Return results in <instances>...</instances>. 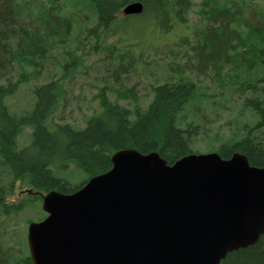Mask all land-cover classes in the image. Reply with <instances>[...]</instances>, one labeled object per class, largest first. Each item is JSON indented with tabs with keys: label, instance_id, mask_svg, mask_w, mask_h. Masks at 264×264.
Listing matches in <instances>:
<instances>
[{
	"label": "trees",
	"instance_id": "16d2710c",
	"mask_svg": "<svg viewBox=\"0 0 264 264\" xmlns=\"http://www.w3.org/2000/svg\"><path fill=\"white\" fill-rule=\"evenodd\" d=\"M259 1L0 0V215L10 218L40 201V196L27 195L16 204L5 202L15 194L18 183L39 194L77 191L87 180L71 185L61 171L70 163L80 167L89 180L108 172L112 155L123 149L157 152L170 165L199 153L194 146L201 126L193 121L182 125V114L200 100L211 103L218 115L226 106L225 91H231L232 98L237 96L241 114L249 112L250 118L209 152L224 159L240 153L251 165L264 167V6ZM132 2H141L143 13L121 18L124 7ZM198 5L201 26L194 28L195 42L184 39L186 51L196 59V69L155 85L147 108L112 102L104 87L99 93L101 112L88 117L83 128L59 124L53 120L64 99V85L52 79L32 88L30 110L11 111L8 100L22 85L40 80L54 51L73 68L102 53L111 59H138L144 52L131 54L133 45L118 48L107 44L109 38L129 35L132 27L151 26L168 33L176 24L186 25ZM193 74L208 76L216 93L199 95ZM191 111L194 119L204 114L197 107ZM26 129L31 130L30 140L22 145ZM14 250L0 246V264H33L28 254H14ZM220 264H264V234L256 244L229 253Z\"/></svg>",
	"mask_w": 264,
	"mask_h": 264
},
{
	"label": "water",
	"instance_id": "95a60500",
	"mask_svg": "<svg viewBox=\"0 0 264 264\" xmlns=\"http://www.w3.org/2000/svg\"><path fill=\"white\" fill-rule=\"evenodd\" d=\"M141 2L126 5L140 15ZM112 168L72 194L43 198L28 227L33 264H220L264 234V167L240 153L187 155L123 149Z\"/></svg>",
	"mask_w": 264,
	"mask_h": 264
},
{
	"label": "rangeland",
	"instance_id": "374dc122",
	"mask_svg": "<svg viewBox=\"0 0 264 264\" xmlns=\"http://www.w3.org/2000/svg\"><path fill=\"white\" fill-rule=\"evenodd\" d=\"M195 1L201 2V0ZM258 3H261L259 6H264V0ZM199 10L200 6H195L188 15V23L186 25L176 24L168 33L156 32L151 26L144 29L132 27L129 35L118 34L109 38L107 44H115L118 48H128L133 45L132 48L130 47L131 54L137 52L139 56L141 52H144V55L138 59L137 57L135 59H111L102 53L83 59L79 66L73 68L67 65L68 59H63L58 50L54 51L53 58L45 63L40 80L22 85L19 91L8 100L11 111L21 114L30 110L34 102L32 88L36 84L46 83L52 79L64 85V99L61 100L53 120L59 124L70 123L75 127L83 128L88 117L101 112L99 93L104 87H107L106 93L112 102H118L128 108L136 106L142 109L147 108L152 101V88L155 85L175 81L179 74L190 75L192 70L196 69L194 67L196 59H191L192 53L186 51L187 43L184 39L187 37L190 44L195 42L194 28L201 26ZM120 16L123 18L125 14L122 13ZM192 76L197 84L199 95L206 91L216 93V86L208 76L195 74ZM230 93L231 91H225L226 106L218 115L214 114V107L210 105L211 103L207 104L200 100L190 104L186 114H182L180 119L184 117L182 125L193 121L201 126L198 141L194 146L200 154L210 153L209 149L230 139L233 133L239 130L238 125L250 118L249 112L244 111V114H241L240 111L243 110L238 104L237 96L232 98ZM192 107H197L200 114L204 113L203 116L194 119ZM30 132V129L24 131L20 140L22 145L29 142ZM61 171H64V176L73 186H80L89 178L75 163H70L66 170ZM30 189H23L18 183L15 194L7 196L5 202L16 204L27 195L40 196V201L26 205L18 215L10 218L0 215V246L2 249L7 246L13 247L14 254L18 255H29L28 227L32 222H39L44 218L42 204L47 194H39Z\"/></svg>",
	"mask_w": 264,
	"mask_h": 264
},
{
	"label": "flooded vegetation",
	"instance_id": "af4514ba",
	"mask_svg": "<svg viewBox=\"0 0 264 264\" xmlns=\"http://www.w3.org/2000/svg\"><path fill=\"white\" fill-rule=\"evenodd\" d=\"M87 183V182H86ZM48 215L46 214V213H44V218L42 219V220H44L46 217H47ZM42 220H40V221H42ZM27 240H28V236H27ZM259 241V240H258ZM252 246V245H251ZM249 247V246H248ZM28 248H29V245H28ZM247 248V247H246ZM242 249H245V248H242ZM29 255H30V252H29ZM227 257V256H226ZM224 260V259H223ZM222 260V261H223ZM222 261H221V263H222Z\"/></svg>",
	"mask_w": 264,
	"mask_h": 264
}]
</instances>
